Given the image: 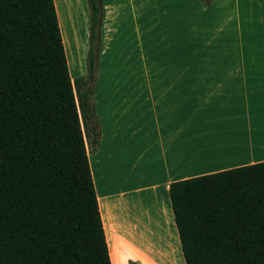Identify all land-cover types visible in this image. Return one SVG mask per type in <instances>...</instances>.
<instances>
[{
  "label": "trees",
  "instance_id": "16d2710c",
  "mask_svg": "<svg viewBox=\"0 0 264 264\" xmlns=\"http://www.w3.org/2000/svg\"><path fill=\"white\" fill-rule=\"evenodd\" d=\"M101 3L89 0L91 74ZM91 99L72 79L55 1L0 0V264H112ZM170 198L186 264H264V162L174 182Z\"/></svg>",
  "mask_w": 264,
  "mask_h": 264
},
{
  "label": "crops",
  "instance_id": "0c3cea01",
  "mask_svg": "<svg viewBox=\"0 0 264 264\" xmlns=\"http://www.w3.org/2000/svg\"><path fill=\"white\" fill-rule=\"evenodd\" d=\"M54 1L67 43L59 9L70 0ZM101 1V44L113 27L117 38L131 34L141 44L143 28L161 38L146 41L152 59L180 65L144 68L145 83L104 86L98 116L92 106L99 140L93 143L90 130L87 143L111 261L186 264L170 186L264 162V51H203L189 66L182 38L188 12H216L229 0ZM173 35L174 44L158 53L155 45ZM207 58L223 63L202 66Z\"/></svg>",
  "mask_w": 264,
  "mask_h": 264
},
{
  "label": "rangeland",
  "instance_id": "374dc122",
  "mask_svg": "<svg viewBox=\"0 0 264 264\" xmlns=\"http://www.w3.org/2000/svg\"><path fill=\"white\" fill-rule=\"evenodd\" d=\"M226 3L215 6L216 9L219 7L216 12H206L202 15L195 11L188 12L187 27L182 28V38L187 41L188 55L196 51H211L214 56L218 53L264 51V38L260 39L264 37V0H229ZM59 11L60 20L68 36V42L64 43L72 79L85 77L87 86L92 90V106L97 116L102 87L118 83H145V77L141 75L144 68L180 66L174 58L169 60L164 55L163 58L152 59L155 55L151 52L153 44L146 41L150 37V41L152 38L159 41L161 38L157 33L151 36V33L148 35L142 28V42L138 44L131 34L128 37L124 35L122 39L117 38L113 27L107 39L105 41L103 39L96 70L91 74L87 61L90 31L89 0H70V4H64ZM155 30L158 32L163 29ZM176 35L172 36L171 43L156 44V51L161 53L169 44H174ZM212 59L207 58L202 66L212 67L223 63L222 60Z\"/></svg>",
  "mask_w": 264,
  "mask_h": 264
}]
</instances>
